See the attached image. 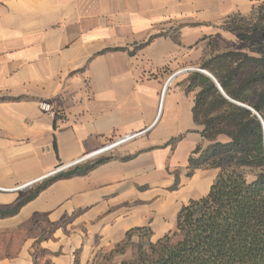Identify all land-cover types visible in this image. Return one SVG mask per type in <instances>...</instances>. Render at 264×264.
<instances>
[{"label":"crops","instance_id":"1","mask_svg":"<svg viewBox=\"0 0 264 264\" xmlns=\"http://www.w3.org/2000/svg\"><path fill=\"white\" fill-rule=\"evenodd\" d=\"M256 4L0 0L1 210L59 165L144 132L0 219V264L132 263L139 238L124 245L128 232L149 228L153 244L175 232L179 210L217 176H187L191 153L209 142L193 122L186 80L196 71L186 69H200L212 48L242 51L221 25Z\"/></svg>","mask_w":264,"mask_h":264},{"label":"trees","instance_id":"2","mask_svg":"<svg viewBox=\"0 0 264 264\" xmlns=\"http://www.w3.org/2000/svg\"><path fill=\"white\" fill-rule=\"evenodd\" d=\"M221 28L241 42L242 51H215L199 68L229 99L255 113L228 101L208 76H188L186 92L196 91L193 122L209 144L191 153L187 176L197 169L217 170V176L206 196L179 210L174 233L153 244L149 228L128 232L124 245L137 235V255L123 264H264V0H257L248 16L229 17ZM254 34H260L255 46ZM107 160L96 159L48 178L22 193L13 208L0 209V219L15 216L53 181L85 176Z\"/></svg>","mask_w":264,"mask_h":264},{"label":"built area","instance_id":"3","mask_svg":"<svg viewBox=\"0 0 264 264\" xmlns=\"http://www.w3.org/2000/svg\"><path fill=\"white\" fill-rule=\"evenodd\" d=\"M186 70H194V68H189V69H186ZM171 78H172V76H171ZM168 83H169V80L166 81L164 88H166ZM164 90H163V93H164ZM41 108L44 111L48 112L50 117H52V118L55 117V115L50 112V108H49L48 105L42 104ZM143 133L144 132L142 131V132L132 133V134H129V135H125V136L119 137L118 139L113 140L111 143H109L108 145H106L102 149L96 150V151L90 153L89 155L83 156L80 159L75 160V161H73V162H71L69 164L59 165L55 170L51 171L47 175H45V176L41 177L40 179L30 183L28 187L32 186V184H34V183H37V182L46 180L48 178H51V177L55 176L58 173H61L63 171H66V170H69L71 168H74V167H76V166H78L80 164L86 163L89 160L91 161V160L100 159L101 157L107 155L108 153H111L113 150H115L116 148L120 147L121 145H123V144H125V143H127L129 141H132L133 139H136L137 137H139ZM28 187H26V188H28ZM21 190H22V188H21Z\"/></svg>","mask_w":264,"mask_h":264},{"label":"water","instance_id":"4","mask_svg":"<svg viewBox=\"0 0 264 264\" xmlns=\"http://www.w3.org/2000/svg\"><path fill=\"white\" fill-rule=\"evenodd\" d=\"M194 71L199 72V73H202V74L208 76L210 79H212V80L214 81V83L217 85V87H218L219 91L221 92V94H222V95H223L228 101H230L231 103H233V104H235V105H238V106H240V107L246 108V109H248V110L254 112L251 108L247 107L246 105H243V104H241V103H238V102H235V101L229 99V98L223 93V91L221 90L220 86L217 84V82L214 80V78H213L208 72H206V71H204V70H202V69H194ZM254 113H255V112H254ZM259 119H260V118H259ZM260 120H261V119H260ZM261 123H262V125H263V129H264V124H263L262 120H261ZM28 186H29V184H28V185H25V187H21V188L23 189V188H26V187H28ZM21 188H20V190H21Z\"/></svg>","mask_w":264,"mask_h":264},{"label":"rangeland","instance_id":"5","mask_svg":"<svg viewBox=\"0 0 264 264\" xmlns=\"http://www.w3.org/2000/svg\"><path fill=\"white\" fill-rule=\"evenodd\" d=\"M259 36H260V34H254L253 36H252V42L251 43H253V45L255 46V45H257L258 44V38H259ZM249 43V42H248ZM246 44L244 47H247V45H250V44ZM213 51L215 52V51H222V50H214L213 48L211 49V54H214L213 53ZM91 161H94V160H91ZM90 160L88 161V162H91ZM88 162H86V163H88ZM83 164H85V163H83ZM32 189V186H30V187H28V188H26L25 190H23V191H26V190H28V189ZM28 192H30L29 190H28ZM2 253H0V255H1Z\"/></svg>","mask_w":264,"mask_h":264}]
</instances>
